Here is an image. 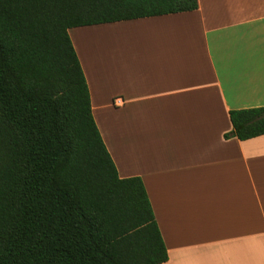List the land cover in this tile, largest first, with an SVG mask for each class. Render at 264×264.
<instances>
[{
	"label": "crops",
	"instance_id": "crops-1",
	"mask_svg": "<svg viewBox=\"0 0 264 264\" xmlns=\"http://www.w3.org/2000/svg\"><path fill=\"white\" fill-rule=\"evenodd\" d=\"M197 1L68 35L118 177L144 185L162 264H264V135L225 138L230 111L264 107V0Z\"/></svg>",
	"mask_w": 264,
	"mask_h": 264
},
{
	"label": "trees",
	"instance_id": "trees-1",
	"mask_svg": "<svg viewBox=\"0 0 264 264\" xmlns=\"http://www.w3.org/2000/svg\"><path fill=\"white\" fill-rule=\"evenodd\" d=\"M197 0H0V264H162L140 178H119L68 30L191 12ZM225 138L264 135V107Z\"/></svg>",
	"mask_w": 264,
	"mask_h": 264
},
{
	"label": "built area",
	"instance_id": "built-area-1",
	"mask_svg": "<svg viewBox=\"0 0 264 264\" xmlns=\"http://www.w3.org/2000/svg\"><path fill=\"white\" fill-rule=\"evenodd\" d=\"M123 103H124V101H123L121 98H116V99L114 100V105H115V106H122Z\"/></svg>",
	"mask_w": 264,
	"mask_h": 264
},
{
	"label": "rangeland",
	"instance_id": "rangeland-1",
	"mask_svg": "<svg viewBox=\"0 0 264 264\" xmlns=\"http://www.w3.org/2000/svg\"><path fill=\"white\" fill-rule=\"evenodd\" d=\"M108 33H111V30H109ZM90 39L93 41H97L98 40V34L97 33H92V35L90 36Z\"/></svg>",
	"mask_w": 264,
	"mask_h": 264
}]
</instances>
